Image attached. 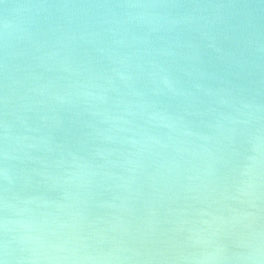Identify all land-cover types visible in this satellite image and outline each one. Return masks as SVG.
I'll return each instance as SVG.
<instances>
[{
  "label": "water",
  "instance_id": "1",
  "mask_svg": "<svg viewBox=\"0 0 264 264\" xmlns=\"http://www.w3.org/2000/svg\"><path fill=\"white\" fill-rule=\"evenodd\" d=\"M0 264H264V0H0Z\"/></svg>",
  "mask_w": 264,
  "mask_h": 264
}]
</instances>
